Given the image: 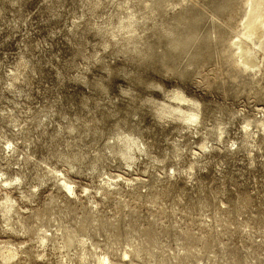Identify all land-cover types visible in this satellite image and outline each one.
<instances>
[{"label": "rangeland", "instance_id": "rangeland-1", "mask_svg": "<svg viewBox=\"0 0 264 264\" xmlns=\"http://www.w3.org/2000/svg\"><path fill=\"white\" fill-rule=\"evenodd\" d=\"M245 1L0 0V264H264Z\"/></svg>", "mask_w": 264, "mask_h": 264}, {"label": "bare ground", "instance_id": "bare-ground-1", "mask_svg": "<svg viewBox=\"0 0 264 264\" xmlns=\"http://www.w3.org/2000/svg\"><path fill=\"white\" fill-rule=\"evenodd\" d=\"M245 4L247 9L241 22V30L232 45L235 49L233 54L235 63L250 71L259 69L264 61V0H246ZM173 99L182 106L189 103V101L181 96H176ZM195 117L192 115L190 118L195 119ZM260 125L262 130H264V123ZM243 131L246 136H249L252 132L251 126L247 124L243 128ZM125 148V152L122 153V157L125 159H134L135 157L132 155V152L139 151V147L132 140L126 141ZM118 178L120 177L118 176ZM1 182L6 183V181ZM63 185L68 194L74 195V187L72 188L71 184L64 181ZM108 187L110 188L112 185H108ZM45 239V237L42 238V246L46 241ZM0 254L1 259L6 262L15 260L18 257L17 250L9 246L4 247ZM108 262L109 260L105 258L100 260L99 264H107Z\"/></svg>", "mask_w": 264, "mask_h": 264}]
</instances>
